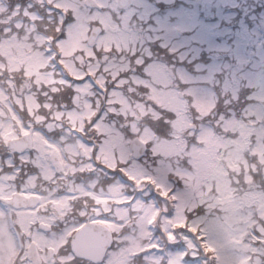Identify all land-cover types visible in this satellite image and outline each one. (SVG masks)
Masks as SVG:
<instances>
[{"label": "rangeland", "instance_id": "obj_1", "mask_svg": "<svg viewBox=\"0 0 264 264\" xmlns=\"http://www.w3.org/2000/svg\"><path fill=\"white\" fill-rule=\"evenodd\" d=\"M44 1L37 0L40 4ZM99 1L106 7L103 12L89 10L84 4V0H49L50 3L54 2L51 6L53 9L64 7L67 13H69L70 9L72 10L71 18L73 20L70 18L68 24L65 26L64 37L57 41V45L61 50L60 58L68 66V69L76 70L73 67L77 66L76 61H80L89 65L87 68L95 73L97 72V67L103 64L105 71L96 74L99 81L103 85H106V72L110 74L113 80L117 81V86L113 91H110L109 99L99 114V126L101 129L97 130V132L100 138H103L107 142L100 143L98 152L103 156L101 159L111 164V166H117L124 164L125 161L122 159L127 158L125 155H127L126 148L128 149V147L123 145L126 143V140L123 138L124 140L121 142V133L119 131L115 133L113 130L126 126L129 134L133 132L141 133L144 139L151 142L153 153L158 160L156 162L155 158L152 165L148 166L149 161L147 163H140L133 158L129 159V157L130 164L128 168H126V163L124 164L126 172L136 177L138 181H143L145 178L153 175L156 177H153L156 184L161 185L165 192H172L173 196H180L182 192L183 205H190L195 209L196 206L206 203L203 205V213H194V216L192 215L189 221V218H187L189 214L182 211L181 201L180 199L177 200L174 215L163 217L164 227L171 230L174 224H183L186 222L188 229L184 233L186 235L184 239L187 245L192 248L193 255H196L194 249H198L196 248L198 246L195 239L191 236H194L195 233L193 231H196L201 237H204L205 242L213 249L212 253L215 256V264H263L264 190L262 191L256 184H252L251 182H255V177L258 175L264 177V170L261 174L257 173L258 175L251 176V172L249 171L241 176L238 174L240 168L237 159H243L246 151H249L257 156L256 159L260 163L264 164V123L262 121L264 117V78L261 75L262 73L264 74V29L258 23L253 27L252 25L245 27V24L240 23L242 26L235 33V50L224 51L225 62L232 58L228 64L234 62L236 65H239L240 70L244 64H253L258 68V71H260L259 68L261 69L260 72L242 69L239 73L240 76L235 75L229 83L235 90L233 98L237 99L243 94L245 99L242 102L247 104L242 107V110L238 114L232 112L229 116L224 115L222 117V134L215 131L213 124L204 122L196 133H193V131L190 132V134L194 135L192 141L185 143L186 141L183 140L184 137L177 138V135L183 131L182 128H187L191 123L190 113L187 111H190V109L194 111L196 109L198 111L196 112L198 118H203L208 115L213 106L211 105L213 102L211 94L206 92L202 87H190L189 90L195 99L193 98L194 101L187 105L185 104L187 102L186 100L180 101L177 92L175 96L172 90L168 88L170 83L177 77V74L167 72L161 67L156 66V64L155 66L154 64L145 66L143 72L139 70H131L130 72L128 70L130 68L137 67L139 69L143 58H139L137 55L133 61H130L127 59L131 57V54L121 53V51H132V53L134 51H144L146 55H151V50H147L148 47L142 50L140 46L136 47L135 43L140 41L137 31L141 26L151 31L153 27L152 21H155L159 14L156 12L158 10L156 3L151 0H135L132 5L121 11L115 0ZM157 1L168 4L179 2L181 6L185 5L184 1L178 0ZM185 1L188 3L186 10L181 9L180 12L189 18H194L196 13L203 12V10L207 15H217L219 14L218 12L216 14L218 9L223 12L224 17H230L233 12L228 9L238 7L239 4V8L242 11H247L246 8L249 3L260 4L264 0ZM164 6L163 4L159 5L160 8ZM188 6L192 10H188ZM18 9L19 6L14 8L12 14L16 16L15 23L19 31H14L13 35L0 41V53H2L0 70L7 68L11 71H17L21 69L31 82L37 84L38 88L41 89L42 82L43 84L49 85L52 90H57L61 83H67V81L62 76L56 77L52 70H44L50 63V54L46 51L52 48V46L49 37L42 29L37 27V22L41 19V15L39 12L27 8H24L19 13ZM3 10H7L6 2L0 0V12H4ZM48 11L50 12L51 10L48 9ZM51 14L54 15L53 12ZM261 15L264 16V10ZM62 16V13L57 16L61 23L63 21ZM180 20L182 23L177 24L182 29H187V19L180 18ZM93 21H99L104 31L101 33L95 45L89 46L86 41L92 29L91 22ZM207 26L211 30L205 28L204 34L200 35L196 33L193 42L195 43L199 39L201 41L199 42L200 45L207 43L213 48L215 47L212 41L213 34L216 33L215 24L212 22L208 23ZM245 28L252 29V34L250 35ZM208 32L210 38H202ZM17 33L22 34V36L18 37ZM223 34L224 39L220 46L226 49L228 47L225 37L227 32L223 30ZM161 36L165 38L163 44L169 51H172L171 46L173 49H184L187 47V42L182 37L178 38L176 36V38L174 37L168 40L166 35ZM200 45H195L194 51L196 56L199 55L201 57L204 52L198 53V51H201L199 48ZM247 47H250V49H247ZM259 47L261 48L259 51H252V48L257 49ZM114 52H118L119 54ZM252 52H256V54L253 55ZM218 61H208L207 64L218 68L220 65ZM202 66L201 63L197 65L198 69ZM181 69L184 70L186 67H181L177 70L180 71ZM211 71L213 72L214 69L212 68ZM211 71L208 78H211ZM121 73H125L126 76L120 77ZM145 74L150 75L145 77ZM83 75V71H78V73L74 72L72 77L80 79ZM182 75L188 76V72L185 71ZM206 78V75H198L197 77L193 76L191 79L205 80ZM118 79H121L122 82H119ZM127 82L129 83V90L137 92V96H133L132 93L126 96L124 91H122L123 89L119 87V85L122 86V83ZM136 85L148 86L149 93L137 91L139 88ZM74 86L76 87L75 96L71 107H65L64 110H57L50 99L44 100V105L54 110L52 112L54 118L53 124L50 121L46 123L49 130L55 127H61L59 120L63 114H66L72 123H77L74 124V127L78 125L81 127V123L75 118L83 120L85 116L89 118L93 114L94 107L92 106L91 97L93 98L95 93L94 89L90 88L88 79H85V82L82 83H75ZM36 91L28 92L26 98L29 104L35 106L33 113L35 122L43 123L46 118L50 120L51 118L39 112L42 104L39 103ZM43 93L45 94L46 92L43 91ZM6 97L5 90L0 87V101L5 102L8 109V111H4L0 107V146L10 138L27 132L32 126L21 124V120L17 119L18 114L12 110V105ZM29 104L27 103L26 105L28 106V110H31L33 107ZM15 105L18 106L20 113L24 116L25 101H22L20 105ZM155 105L158 106L159 111L161 108L168 106L170 108L174 107L179 112V116L174 118V125L177 131L172 132L175 135L171 139L164 138L163 140L161 136H156L155 132L145 122L147 112L152 114L151 117L158 113L157 110H154ZM77 106H81L82 108L86 107L85 109L79 110ZM112 111L119 112L117 115H120L124 120L122 124L119 125V122L115 118L110 117ZM87 117L86 119H88ZM14 118L19 120V125H14L15 122L12 123L11 119L13 120ZM103 118L107 121L103 122ZM108 119L116 120L118 126L110 124ZM31 124H33L32 121ZM113 134L116 136H113ZM35 139V149L32 153L23 154L21 160L35 165L37 171L30 173L23 182L18 183L12 173L2 172V163L0 161V194H8L16 191V189L21 192H27V194H42L44 202L34 211L16 208L17 211L15 213L18 215L21 228L29 232L36 239L40 250H43L48 245L60 248L66 241L70 231L80 223H78L73 213H69V195L65 193L57 195L52 189L47 188V183L53 181L56 174L63 177L64 169L69 168L72 171H76L78 169L88 168L91 164L89 155L90 147L85 145L86 143L84 144L83 140L77 135L73 139L68 136L67 132L64 136L61 135L57 138H51L40 127L38 128V132H36ZM74 142L77 143V147ZM78 145H84L87 151L86 154L84 153L83 159L79 156L80 147ZM114 147L117 151L119 150L121 152L119 153L121 158H118V155L115 157L114 149H112ZM248 148L250 149L248 150ZM173 151L182 153V158H174L172 156ZM185 155H187V158H185ZM226 157L230 163L225 164L223 162ZM118 159L121 163L118 162ZM65 160H68V163H65ZM173 160H177V164ZM75 161L77 163L79 161L78 166L76 164L77 167H74ZM13 162L14 159L12 157H7L5 160L7 164H13ZM223 166L227 167L224 168ZM189 167H193V170L188 169ZM252 169L254 170V174H256L255 171L258 172V167L255 164L252 165ZM172 172L173 176L169 178V174ZM174 173H176V176H174ZM175 178L178 179L177 185H175ZM70 181L68 180L69 188L80 191V193L89 191V188L86 189L82 185L78 187L74 184L71 185ZM181 182L182 186L180 185ZM243 184L248 186L247 190L243 188ZM136 185L138 186L137 183ZM172 185L177 189L178 195L176 194V190L167 191L172 188ZM121 187L122 191H124V186L121 185L117 188V193L115 191L112 193V198L116 201H120V197H124L119 191ZM262 188L264 189V186ZM187 194L190 199H194L193 203L187 198ZM102 205L117 222L113 223V226L117 229H119L120 221L123 223L133 222L135 226L136 222L139 221L141 225V221H143V227L140 226L142 228V236L147 233L144 221L146 222L147 218L153 216V208H155L152 201L143 202L138 205L135 204L133 213L125 206L118 207L116 205V207L110 210L105 203ZM3 210L0 208V264H8L11 254L15 250L13 249V243H11V240L7 236L5 227L10 213H5ZM80 214L82 215L83 213ZM60 219H64L65 226L52 230L48 235L39 231L34 226L39 221H45L52 225L58 224ZM176 226L178 225L176 224ZM187 232L190 235L187 236ZM19 233L18 241L20 245H23L24 237L20 230ZM179 235L172 236V232H169V236L174 239V242L179 241ZM255 239L261 240L262 243L259 245V242H255ZM133 245H128L126 249H132L138 246ZM149 257L159 259L157 256L155 258L153 254ZM181 257V251L170 252L168 264H184L181 262ZM61 259L62 257H60ZM111 264H126V260L123 259L120 262ZM132 264L135 263L132 262ZM193 264L200 263L194 262Z\"/></svg>", "mask_w": 264, "mask_h": 264}, {"label": "flooded vegetation", "instance_id": "obj_2", "mask_svg": "<svg viewBox=\"0 0 264 264\" xmlns=\"http://www.w3.org/2000/svg\"><path fill=\"white\" fill-rule=\"evenodd\" d=\"M103 181L106 182V183L102 182V180L100 179V182H101L100 187L101 188H107L108 192L107 193L99 192V195L100 196L101 195H107L105 197L109 198L110 196H112V193L114 191L116 192L117 189L115 187H113V184H114L113 181L109 182L108 178L105 177ZM65 194H68L69 198H71L72 196L76 197L82 204H84L85 202L88 203V204L90 203V201L86 198V197H88L87 196L88 193H86V192H84V193H75V194H73V193H65ZM118 195H120V194H118ZM103 203H105V202L98 201L96 199L92 200L91 209L89 210V213H92V215L90 217L91 221H96V222H101V223L106 221L103 217H100V216L96 215V213H109V211H107L104 208V206L102 205ZM86 206H87V204H86ZM106 206L110 210L114 208V207L110 208L109 205H107V204H106ZM84 210H85V207L80 208L79 210L76 209L75 212L76 213H83ZM85 222H86V220H85ZM124 258H126V259L129 258L128 255L124 252V250L122 248H118L117 249L116 247H114V245H112L109 248V250L107 251V254H106L105 258H104V262L103 263H105V262H106V264H108V263H110V264L111 263H117V262L122 261ZM76 263L77 264H86V262L83 261L82 259L81 260H76Z\"/></svg>", "mask_w": 264, "mask_h": 264}, {"label": "water", "instance_id": "obj_3", "mask_svg": "<svg viewBox=\"0 0 264 264\" xmlns=\"http://www.w3.org/2000/svg\"><path fill=\"white\" fill-rule=\"evenodd\" d=\"M86 3L91 6L99 7L98 3L95 0H86ZM99 34V29H97L95 32H93L91 36L90 42L92 43L95 38H97ZM9 146H11L13 151H22V149L26 148L27 146H32V139L31 136H26L24 138H21L19 140H11L9 142ZM145 150V145L140 139H136L133 142V152L134 156L139 157ZM15 199H13L14 201ZM34 205V204H33ZM91 224L85 225L82 229H80L75 235H74V246L76 249H78L79 244L78 242L83 237V240H88V242L93 243L95 240L100 238L102 236V233L100 231H96L94 228H91ZM41 227H44L46 229H50V226L41 224ZM90 232V235H89ZM85 242V241H84ZM86 248L83 247V251H85ZM32 252H35L34 247L32 248Z\"/></svg>", "mask_w": 264, "mask_h": 264}, {"label": "trees", "instance_id": "obj_4", "mask_svg": "<svg viewBox=\"0 0 264 264\" xmlns=\"http://www.w3.org/2000/svg\"><path fill=\"white\" fill-rule=\"evenodd\" d=\"M15 2H21L22 5H26L27 0H14Z\"/></svg>", "mask_w": 264, "mask_h": 264}]
</instances>
